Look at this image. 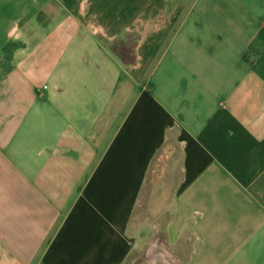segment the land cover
Returning a JSON list of instances; mask_svg holds the SVG:
<instances>
[{"label": "crops", "instance_id": "obj_1", "mask_svg": "<svg viewBox=\"0 0 264 264\" xmlns=\"http://www.w3.org/2000/svg\"><path fill=\"white\" fill-rule=\"evenodd\" d=\"M0 264H264V0H0Z\"/></svg>", "mask_w": 264, "mask_h": 264}, {"label": "trees", "instance_id": "obj_2", "mask_svg": "<svg viewBox=\"0 0 264 264\" xmlns=\"http://www.w3.org/2000/svg\"><path fill=\"white\" fill-rule=\"evenodd\" d=\"M113 50L117 55H119L123 61L127 64H135V40L130 39L125 44L115 45Z\"/></svg>", "mask_w": 264, "mask_h": 264}]
</instances>
